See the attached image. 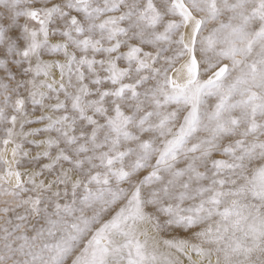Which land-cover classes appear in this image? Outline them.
Instances as JSON below:
<instances>
[{
    "label": "snow or ice",
    "instance_id": "1",
    "mask_svg": "<svg viewBox=\"0 0 264 264\" xmlns=\"http://www.w3.org/2000/svg\"><path fill=\"white\" fill-rule=\"evenodd\" d=\"M0 264H264V0H0Z\"/></svg>",
    "mask_w": 264,
    "mask_h": 264
}]
</instances>
